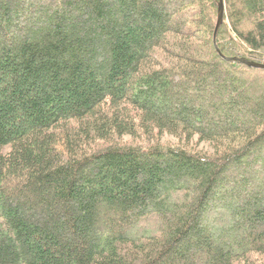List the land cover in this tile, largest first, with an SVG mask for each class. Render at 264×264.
<instances>
[{
  "label": "trees",
  "instance_id": "trees-1",
  "mask_svg": "<svg viewBox=\"0 0 264 264\" xmlns=\"http://www.w3.org/2000/svg\"><path fill=\"white\" fill-rule=\"evenodd\" d=\"M221 1L0 0V264H264V0L222 53Z\"/></svg>",
  "mask_w": 264,
  "mask_h": 264
},
{
  "label": "water",
  "instance_id": "water-1",
  "mask_svg": "<svg viewBox=\"0 0 264 264\" xmlns=\"http://www.w3.org/2000/svg\"><path fill=\"white\" fill-rule=\"evenodd\" d=\"M220 4V14H219V24H218V27L216 28V35H215V44L219 50V52H221L220 48H219V44H218V35H219V32H220V28H222L225 24V20H226V16L227 15V7H226V3H225V0H222ZM222 53V52H221ZM220 53V54H221ZM228 61H235V62H241L243 64H247L253 68H259V69H264V64L262 63H259V62H255V61H250L246 58H227L225 57Z\"/></svg>",
  "mask_w": 264,
  "mask_h": 264
},
{
  "label": "rangeland",
  "instance_id": "rangeland-1",
  "mask_svg": "<svg viewBox=\"0 0 264 264\" xmlns=\"http://www.w3.org/2000/svg\"><path fill=\"white\" fill-rule=\"evenodd\" d=\"M261 54L263 53L264 55V48L261 50L260 52ZM164 142L165 143H178V140L173 137V136H166L165 139H164ZM195 146L200 150V151H205V152H211L213 151V147L212 145L208 144V143H204L203 144H200L198 145L197 142L195 143Z\"/></svg>",
  "mask_w": 264,
  "mask_h": 264
}]
</instances>
